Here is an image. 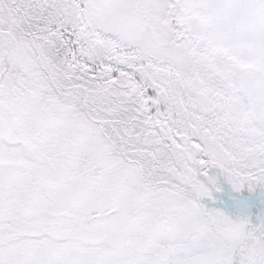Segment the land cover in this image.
Segmentation results:
<instances>
[{"label":"snow or ice","instance_id":"obj_1","mask_svg":"<svg viewBox=\"0 0 264 264\" xmlns=\"http://www.w3.org/2000/svg\"><path fill=\"white\" fill-rule=\"evenodd\" d=\"M0 264H264V0H0Z\"/></svg>","mask_w":264,"mask_h":264}]
</instances>
